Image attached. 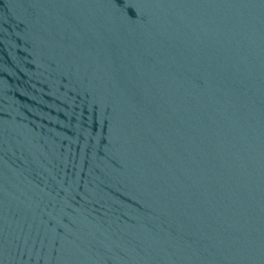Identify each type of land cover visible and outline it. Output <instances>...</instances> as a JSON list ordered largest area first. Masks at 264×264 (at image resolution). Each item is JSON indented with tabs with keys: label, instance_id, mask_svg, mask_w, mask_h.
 Instances as JSON below:
<instances>
[{
	"label": "water",
	"instance_id": "obj_1",
	"mask_svg": "<svg viewBox=\"0 0 264 264\" xmlns=\"http://www.w3.org/2000/svg\"><path fill=\"white\" fill-rule=\"evenodd\" d=\"M0 264H264V0H0Z\"/></svg>",
	"mask_w": 264,
	"mask_h": 264
}]
</instances>
